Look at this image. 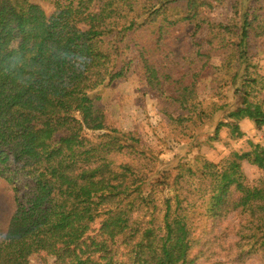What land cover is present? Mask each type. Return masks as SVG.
<instances>
[{
  "label": "trees",
  "instance_id": "trees-1",
  "mask_svg": "<svg viewBox=\"0 0 264 264\" xmlns=\"http://www.w3.org/2000/svg\"><path fill=\"white\" fill-rule=\"evenodd\" d=\"M222 1L53 0L47 14L32 0H0V178L16 202L7 228L0 223V264H29L40 251L56 264H196L190 212L197 208L213 223L242 217L237 259L264 256V146L252 143L220 162L197 157L151 180L153 160L131 132L107 124L94 96L130 74L134 59L126 53L135 51L150 88L164 93L171 84L169 98L187 111L171 122L202 120L194 101L200 72L167 63L166 36L192 24L196 42L208 26L213 45L228 44L234 26L205 11ZM248 35L246 26L241 41ZM228 118L216 134L228 126L242 137L240 120L261 127L264 108L245 98ZM243 160L263 177L251 183ZM156 192L165 195L159 221Z\"/></svg>",
  "mask_w": 264,
  "mask_h": 264
},
{
  "label": "rangeland",
  "instance_id": "rangeland-1",
  "mask_svg": "<svg viewBox=\"0 0 264 264\" xmlns=\"http://www.w3.org/2000/svg\"><path fill=\"white\" fill-rule=\"evenodd\" d=\"M32 1L40 4L47 14L54 10L53 0ZM205 11L214 23L234 26L233 32L225 34L228 44L219 39V43L213 45L216 31L208 26L197 34L198 44L193 40L192 24L183 25L166 36L172 53L167 63L184 74L200 72L194 101L205 111L202 120L188 121L187 127L171 122L170 116L188 115L187 111L183 112L169 98L175 94L171 84H164V93L150 88L143 63L135 51L126 53L134 59L130 74L94 92V96L100 97L107 124L121 132H131L139 140V151L153 160L149 171L151 180L160 177L163 171L175 173L180 163L196 164L197 157L220 162L235 151L251 150L252 143L264 146V125L257 127L249 118L239 122L242 137L235 136L228 126H222L216 134L219 123L230 121L228 114L243 106L245 98L261 103L264 108V0H223ZM246 26L249 35L241 41V32ZM121 160L132 159L123 157ZM242 169L251 183L263 177V171L247 160L242 161ZM164 197L163 193L156 192L158 221L164 214ZM15 208L13 187L0 178L3 228H7ZM190 217L196 238L193 248L196 264H231L233 258L236 264H264L262 252L246 256L243 262L237 259L241 251L235 243L237 231L244 222L242 217L230 214L224 222L213 223L202 208L193 209ZM29 264H56V259L40 251L31 255Z\"/></svg>",
  "mask_w": 264,
  "mask_h": 264
}]
</instances>
